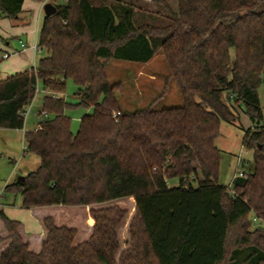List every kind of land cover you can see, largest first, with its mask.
Returning <instances> with one entry per match:
<instances>
[{
    "label": "trees",
    "instance_id": "obj_1",
    "mask_svg": "<svg viewBox=\"0 0 264 264\" xmlns=\"http://www.w3.org/2000/svg\"><path fill=\"white\" fill-rule=\"evenodd\" d=\"M25 1L0 0V18L19 19ZM154 2L167 12L129 0L55 4L39 34L46 56L0 81V129L23 130L39 83L51 93L65 94L69 80L78 89L76 103L46 94L39 130L24 134L40 166L5 193L20 194L23 209L134 199L129 248L121 251L128 213L118 206L90 210L93 233L82 243L76 228L45 218L40 253L1 212L0 264H264V0H178L176 11ZM162 51L183 105L124 111L108 64L147 65ZM236 106L253 123L242 147L254 153L244 177L225 186L216 141L222 123L239 122ZM75 108L90 110L77 133L66 114ZM251 216L262 226L252 230Z\"/></svg>",
    "mask_w": 264,
    "mask_h": 264
},
{
    "label": "rangeland",
    "instance_id": "obj_2",
    "mask_svg": "<svg viewBox=\"0 0 264 264\" xmlns=\"http://www.w3.org/2000/svg\"><path fill=\"white\" fill-rule=\"evenodd\" d=\"M60 1L61 0H43V2L50 4H56ZM129 1L142 9L167 12L162 8V6L156 4L154 0ZM166 1L170 4L174 11L178 10V0ZM40 6L41 4L39 5V8ZM259 6V11H264V2ZM2 19H6L10 23V30H12L11 24L15 26L16 19ZM1 36L4 37L3 35ZM12 44L15 48L20 46L18 39H12ZM0 45L5 46L1 39ZM41 55L42 53H40V56ZM18 59L19 54L12 55L9 59H5V61L1 60L0 57V70L13 65V63L18 61ZM106 73L111 85L118 82L122 85V89L117 92V99L124 111L132 112L148 108L150 105H152L156 110L179 108V106L183 105L177 87L172 81L168 80L171 72L169 71L166 56H164L163 51L159 52L151 62L147 63V65L115 60L108 64ZM1 75L2 74H0V81H4V78ZM38 87L42 90L41 83L38 84ZM66 90L65 94L57 93V96L65 98L67 102L76 103L77 100L75 94L78 89L73 81L69 80ZM258 92L264 115V86H262ZM45 96L46 93L42 90L35 98L33 104L31 105V111L25 120V130L34 131L38 128L40 124L39 122L45 118L43 114L38 116L43 110L42 103ZM236 109L240 116L239 122L235 124L222 123L220 130L221 136L216 141V146L222 151L223 155V160L220 163L221 167L218 179L220 184L225 186L231 185L233 181L232 178L236 174L238 168L239 170H242L245 163L252 162L253 160L254 152L242 147V140L245 133L244 130L251 128L253 123L250 120V117L246 115L244 106H236ZM89 111L90 110L86 108H75L66 112V114L71 117L72 131L74 133H77L80 128V118ZM23 131L0 129V209H8L11 216L23 222L25 229L30 230V232L37 233L32 224L34 216H32L28 210L22 208L23 201L21 195L5 193L7 184L13 183L20 177H24L28 175V173L36 171L41 163V160L37 155L24 151L26 148V142L23 137ZM240 155L242 160L241 166L238 165V157ZM169 184L173 187L178 186L179 183L178 181H170ZM109 206H118L126 210L128 213V217L120 227L119 231V239L122 245L121 251H124L129 248V228L135 216L134 199H123L118 202L104 204L101 206H54L48 213L56 218L55 221L56 223H59V225L76 228L79 231L77 243H82L87 241L93 233V227L89 222L90 218H92L90 210L102 209ZM252 218L253 216H251V219ZM0 226H3L1 219ZM251 229L254 230L256 227L252 225Z\"/></svg>",
    "mask_w": 264,
    "mask_h": 264
},
{
    "label": "crops",
    "instance_id": "obj_3",
    "mask_svg": "<svg viewBox=\"0 0 264 264\" xmlns=\"http://www.w3.org/2000/svg\"><path fill=\"white\" fill-rule=\"evenodd\" d=\"M40 4L41 6L39 8ZM43 7H44L43 0H26L19 19L15 20L16 21L15 26L11 24L12 30H10V26H9L10 23L6 19L3 20L2 18H0V28H2L0 29V39L2 40V43L5 45V46L0 45V47L2 48L4 52L8 51L10 53H17L15 55L19 54V59L16 63H13V65L6 67V68H2L3 70L2 69L0 70V74H2L1 76H3L4 78L3 80H6L7 78L16 76L18 74H22V72L24 71L36 69L41 58H44L46 56L47 53L45 50H40L36 52L33 49V47L39 41V34L42 29L41 26L45 19V16H43L45 15V12H43ZM1 35H3L4 37H2ZM12 39H18L19 44H20L18 48L14 47V45L12 44ZM21 42H24L25 44H27L29 46V49H27L26 51H22ZM40 53H42L41 56H40ZM0 57L2 60L1 54H0ZM40 115H41V112L39 113L38 116ZM39 127H40V124L38 128H36L34 131L39 130ZM23 129L24 131L23 130H20V131H23L24 134L28 132L27 130H25V127ZM24 151H26V148ZM15 181H18V180H15ZM9 184H7V186ZM1 206H4V205H1ZM51 209L52 207L26 209L32 214V216H34V219L32 220V224L37 233H33V232H30V230L25 229L23 222L11 216V213H9L8 209L6 210L0 209V213L3 212L6 215V217H8L9 219L11 218L13 220L21 222L22 226L19 232L21 233L24 241L29 243L31 250L33 252L40 253L42 250V242L47 236V231H45L43 221L47 217H53L52 215L48 213L49 210ZM53 218L56 219L55 217ZM57 224L59 225V223ZM1 229H0V237L5 238L7 236V232L5 231L4 223ZM5 247L6 245H0V255L6 249Z\"/></svg>",
    "mask_w": 264,
    "mask_h": 264
},
{
    "label": "built area",
    "instance_id": "obj_4",
    "mask_svg": "<svg viewBox=\"0 0 264 264\" xmlns=\"http://www.w3.org/2000/svg\"><path fill=\"white\" fill-rule=\"evenodd\" d=\"M67 0H61L60 2H66ZM59 2V3H60ZM45 4H47V2H44V5ZM21 45H22V51H26L27 49H29V46L27 45V44H25L24 42H21ZM33 49H34V51H40L41 49H40V47H39V43H37L34 47H33ZM0 54L2 55V60H5V59H8V58H10L12 55H15V54H17V53H10V52H8V51H3L2 50V48L0 47ZM42 90H40L39 89V87L37 86V88H36V96H35V98L38 96V94L41 92ZM43 92H45L47 95H51L53 98L55 97V98H59V96H57V93H51V92H46V91H44L43 90ZM35 100V99H34ZM34 102V101H33ZM33 104V103H32ZM31 104V105H32ZM28 106V107H26V109H25V111H24V118H25V120H26V118H27V116H28V114L30 113V111H31V108H32V106ZM117 115L118 114H115L114 115V117H117ZM45 116V115H44ZM241 155L238 157V165L239 166H241ZM238 166V167H239ZM242 177H244V170L242 169V170H239V168H238V170H237V172H236V174L233 176V181L234 180H236L237 178H242ZM232 181V182H233ZM262 224H263V222L261 221V220H259L258 218H256V216H253V218H252V225H254L255 227H261L262 226Z\"/></svg>",
    "mask_w": 264,
    "mask_h": 264
},
{
    "label": "water",
    "instance_id": "obj_5",
    "mask_svg": "<svg viewBox=\"0 0 264 264\" xmlns=\"http://www.w3.org/2000/svg\"><path fill=\"white\" fill-rule=\"evenodd\" d=\"M43 12H45V18H51V16L56 15L58 13L56 6L53 5L52 3L45 4L43 7ZM24 180H25V176L20 177L18 179L19 182H24Z\"/></svg>",
    "mask_w": 264,
    "mask_h": 264
}]
</instances>
